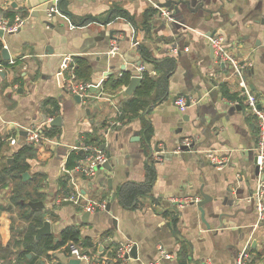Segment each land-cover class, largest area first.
I'll use <instances>...</instances> for the list:
<instances>
[{"label": "crops", "instance_id": "0c3cea01", "mask_svg": "<svg viewBox=\"0 0 264 264\" xmlns=\"http://www.w3.org/2000/svg\"><path fill=\"white\" fill-rule=\"evenodd\" d=\"M166 1L0 0V17L24 21L17 32L0 36V163H11L23 147L33 148L25 158L30 178L23 180L42 182L46 199L41 213L51 223L54 233L49 236L56 242L63 229L77 226L93 245L79 246L90 254L115 258L122 243H136L139 257L127 264H235L249 245L252 264H264V220L258 221L251 201L264 171L256 172L257 128L244 102L246 92H252L264 108V0H173L182 4L172 5L176 19L164 23L158 6ZM51 4L56 5L52 21L40 24L31 14L39 10L45 21V8ZM119 11L128 18L114 14ZM148 12L149 28H144ZM214 29L215 35L225 34L226 48L239 61L251 63L245 83L231 65L211 58ZM4 47L10 61L3 60ZM142 49L157 60L176 58L177 68L166 100L122 124L118 111L134 96L128 97L125 89L137 69L145 66L149 76H157L150 73L155 70ZM69 56L89 84L87 103H79L66 89L62 69L72 63ZM5 62L8 65H1ZM122 73L130 82L114 86ZM179 97L190 100L183 111L176 103ZM55 114L62 117L60 126H50ZM116 121L119 124L111 127ZM33 124L45 133L55 128L50 138L59 144L27 143L24 129ZM97 136L106 145L111 170L98 168L92 179L76 173L77 186L84 202H108L114 193L117 196L111 213H91L84 223L81 206L57 200L73 190L64 172L70 154L85 156L82 148H74L77 143L89 145L86 140ZM185 139L192 141L189 150L180 148ZM210 156L224 164L216 166ZM150 162L157 174L152 190L143 207L127 209L118 192L126 184L143 183ZM9 190L0 189V253L5 255L0 254V264H31L14 260L27 223L10 204ZM201 190L212 197L204 206L206 222L191 204L202 199ZM160 248L173 259L163 258ZM66 251L64 244L49 254L57 264H68L71 255ZM38 261L50 264L44 256Z\"/></svg>", "mask_w": 264, "mask_h": 264}, {"label": "trees", "instance_id": "16d2710c", "mask_svg": "<svg viewBox=\"0 0 264 264\" xmlns=\"http://www.w3.org/2000/svg\"><path fill=\"white\" fill-rule=\"evenodd\" d=\"M151 11L154 12V10ZM114 14L127 17V14L123 11ZM150 18L151 16L148 12L146 22L143 26L144 28L148 27ZM142 56L144 60L153 66L157 76L151 77L148 72L142 74V82L136 91V94L127 99L124 103L121 114L118 116V120L122 122V124L135 117H140V115L149 113L152 108L166 100L168 97L169 79L177 68V60L174 57H165L164 59L157 60L151 55V53L144 49H142ZM1 65H8V62L2 63ZM75 73L78 79L82 80L81 73L76 65ZM83 82L87 83L84 80ZM123 82H126L127 84L130 82V79L126 78V73H122L121 76L116 78L113 85H119ZM54 111H58L56 106L54 107ZM54 116L57 115L55 114ZM48 129L50 130H47L46 133L44 131V134L50 138L53 136L55 128L50 127ZM151 136L152 129L149 127L146 129L144 137L147 144L150 143ZM102 143L103 141L100 136L93 138L91 141L90 139L86 140V144L89 145L101 146ZM32 151V147H23L20 152L15 153L14 160L11 163L8 161L0 163V189H10L8 191L9 202L14 209L18 211L19 218L27 223V227L20 235V241L16 242L21 245L22 249L14 260L15 263L24 259L26 261L28 260L27 263L40 264L38 259L44 256L45 258H48L50 264H57L56 259L50 255L49 252L56 250L59 246L64 244L67 245L66 253L70 254L69 247L71 244H81L87 248L93 245L88 241L89 238L82 237L80 228L77 226H68L63 229L58 242H56L55 238L52 236H45L39 240L36 239L37 229L43 225L42 211L41 209H32L29 203L44 201L46 195L42 192L41 181H35L34 179L28 181L23 180V174L29 169V165L25 162V158L30 157ZM80 158H82V156L77 155L76 152H72L66 163V167L69 169L73 168ZM156 175L154 163H148L146 166V178L143 183H129L121 187L118 192L120 203L127 209H139L143 207V200L149 196L156 181ZM0 254L3 255V252ZM28 254L33 255L32 259H27ZM2 255L0 256L2 257ZM101 255L103 256L104 254ZM8 257L10 259V256ZM109 263H114L111 260V257Z\"/></svg>", "mask_w": 264, "mask_h": 264}, {"label": "built area", "instance_id": "2783aa9c", "mask_svg": "<svg viewBox=\"0 0 264 264\" xmlns=\"http://www.w3.org/2000/svg\"><path fill=\"white\" fill-rule=\"evenodd\" d=\"M160 19H166L167 21H173L172 12L170 10L161 9L159 10ZM46 21L48 24L52 21L53 16L56 12V5L51 4L49 7L45 8ZM23 20L20 17H17L14 21H11L5 17H0V29L4 31V33H15L23 26ZM211 46L214 49V58L216 61L231 65L234 69L237 76L241 79L243 83L245 80L246 71L249 70L251 63L246 61H239L225 46V42L223 36L215 35L210 38ZM117 49L111 51L114 54ZM172 53L177 55L178 49L174 48ZM68 60L72 62L70 65L67 64L62 69V73L64 75V83L66 85L67 91L72 95L80 96L83 103H87L90 97L89 84L83 82L78 79L75 73V65L73 63V57L69 56ZM2 71V67H0V72ZM144 72H149L145 66H140L137 69V75L142 77ZM151 74L155 75L156 71H150ZM246 89V87H245ZM244 102L246 103L248 109L251 111L257 128V141L255 146V157H256V165L259 167L260 173L264 171V108L259 107L258 98L252 92H246ZM176 103L180 110L186 109L187 100L183 97H179L176 99ZM121 111H118L119 116ZM119 124L118 121L111 123V127ZM27 134L25 141L29 144H40L41 142H50L54 145H58L59 142L56 139L47 137L42 131L40 126L31 125L27 129H24ZM14 140V139H12ZM181 145L191 147L192 141L189 139H185ZM83 149L86 152V155L80 158L73 168L69 169L67 167L64 168V172L69 177V182L72 191L67 193H62L59 195L57 203H61L67 200L72 201L74 204L81 206L85 212L95 213L102 212L106 210L107 201L102 202H94V201H83V196L79 191L77 186V180L75 178L76 173L83 175L85 178H94L96 176L97 170L99 166L104 164L107 161V155L105 150L98 145H83L79 148H74L75 151L79 149ZM212 161L216 166H222L224 164L223 160L217 159L216 157L210 156ZM255 199V208L257 212L258 221L261 222L264 220V178L260 180L259 185L256 191L252 196ZM184 202H188V199H185ZM133 244L132 243H122L115 252V258L111 257V260L114 262L112 264H127V260L125 256L130 252ZM70 255L73 258H77L81 260L84 264H110L109 259L110 256H102L98 252L95 254H90L83 250L79 245L71 244L70 247ZM162 257L165 259H173V256L167 254L160 248ZM252 252L251 246L249 245L247 248L242 250L237 258L235 264H252ZM206 264H212L210 260L206 262Z\"/></svg>", "mask_w": 264, "mask_h": 264}, {"label": "water", "instance_id": "95a60500", "mask_svg": "<svg viewBox=\"0 0 264 264\" xmlns=\"http://www.w3.org/2000/svg\"><path fill=\"white\" fill-rule=\"evenodd\" d=\"M204 0L200 1L201 3H203ZM182 3L180 2H176V1H166L164 4H161L159 5L158 7L163 9V8H166V9H169L170 11L172 10L173 13H172V18L173 20L176 19V9L174 7H172V5H181ZM187 5H191L190 4H187ZM204 5L200 6L199 9L203 8ZM192 8H195L196 7V4L193 6H191ZM196 12V11H195ZM176 13V14H175ZM32 16H35L38 20H39V23L42 24H48V22L45 20L43 21L42 20V15L41 12L38 10V11H35V13H32L31 14ZM161 21H163L164 23H167L168 21L166 19H159ZM221 32V31H220ZM219 32V33H220ZM217 33V30L214 29L213 33L211 34V38L215 36V34ZM4 31L0 29V36L3 37L4 36ZM223 34V33H222ZM223 36V39H224V42H226V38H225V34L222 35ZM51 50V49H49ZM48 53H52V50ZM210 56L211 58L213 59L214 58V49L213 47L210 45ZM2 57H3V60L5 61H10L11 59V55H10V52L9 50L4 47L2 49ZM223 66V65H222ZM249 71H246V75L248 74ZM245 75V76H246ZM243 79L245 80L246 77H243ZM142 82V77L138 76V75H134L131 79V82L130 84L127 86V88L125 89V94L130 97L132 95H134L139 87V85L141 84ZM94 91V89H92ZM75 99L80 103L81 102V98L80 96L78 95H75ZM187 104L186 106H189L190 105V100L187 99ZM260 108H262L261 105H259ZM185 119L188 120V117H185ZM62 123V117L61 116H57L55 118H53L51 121H50V126H60ZM77 148L80 147V144L77 143L76 145ZM106 145H102V148L105 149ZM193 146L191 147H187V146H184V145H181V149L182 150H189L190 148H192ZM80 154H84V151L81 149L80 150ZM109 159H110V155H108L107 157V161L102 164L101 166H99V169H108V170H111V166H110V162H109ZM254 164L256 166V172L257 174L260 173V170H259V167L256 165V157L254 155ZM30 178V175L28 172H25L23 174V179L24 180H27ZM110 187H112L110 185ZM200 195L202 197V199L198 200V201H193L191 204L192 205H196V207L198 208V211L200 212V215H201V219L203 222H206V209H204V206L206 204H208L209 202L212 201V197H210L209 195L205 194L202 190L200 192ZM116 196L117 194L114 193L111 197V199H109V201L107 202V206H106V212L108 213H111L112 212V204L115 202L116 200ZM195 196H192V198H194ZM251 201H253V203H255V199H251ZM73 202L70 201V200H67V201H64L63 204H72ZM252 203V202H251ZM30 207L32 209H44L45 208V203L43 201H39V202H30L29 203ZM212 213V212H210ZM113 215V213H112ZM82 221L84 223H88L89 222V219H90V213L89 212H84L82 215ZM114 223H115V220H114ZM53 232V228H52V225L51 223L47 220V219H43V225L37 229V233H36V239L39 240L41 239L42 237L44 236H49V235H52ZM139 257V254H138V245L135 243L133 244L130 252L125 256L126 259H134V260H137ZM62 264V263H61ZM68 264H84L81 262V260L77 259V258H73L71 257L69 260H68Z\"/></svg>", "mask_w": 264, "mask_h": 264}]
</instances>
